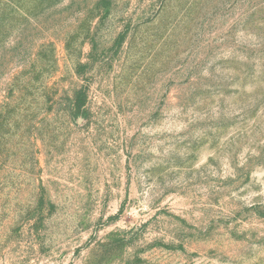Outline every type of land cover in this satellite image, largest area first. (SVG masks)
I'll return each instance as SVG.
<instances>
[{
    "label": "rangeland",
    "instance_id": "rangeland-1",
    "mask_svg": "<svg viewBox=\"0 0 264 264\" xmlns=\"http://www.w3.org/2000/svg\"><path fill=\"white\" fill-rule=\"evenodd\" d=\"M0 264H264V0H0Z\"/></svg>",
    "mask_w": 264,
    "mask_h": 264
}]
</instances>
